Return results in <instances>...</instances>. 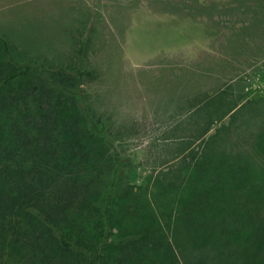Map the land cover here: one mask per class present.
I'll return each mask as SVG.
<instances>
[{
  "label": "rangeland",
  "instance_id": "1",
  "mask_svg": "<svg viewBox=\"0 0 264 264\" xmlns=\"http://www.w3.org/2000/svg\"><path fill=\"white\" fill-rule=\"evenodd\" d=\"M0 35L17 61L53 62L29 56L32 40L58 46L51 52L70 72L69 42H84V66L97 78L81 89L120 153L110 225L125 244L108 245L98 264H140L169 248L182 254L183 235V244L198 237H185L182 226L193 218L199 230L209 186L232 207L233 224L264 223V0H0ZM19 70L4 62L0 45V100L19 98L2 114L3 134L19 114L36 111L37 96L68 98L57 135L80 162L74 173L97 184L64 231L98 245L110 153L84 131L70 73L31 69L7 81ZM69 256L79 264L76 251Z\"/></svg>",
  "mask_w": 264,
  "mask_h": 264
},
{
  "label": "trees",
  "instance_id": "2",
  "mask_svg": "<svg viewBox=\"0 0 264 264\" xmlns=\"http://www.w3.org/2000/svg\"><path fill=\"white\" fill-rule=\"evenodd\" d=\"M0 45L4 62L20 69L7 81L31 69L53 75L70 73L76 79L79 92L77 98L71 97L85 123L84 131L109 151L113 165L112 180L105 184L98 200L97 220L103 224L96 231L98 245L93 246L86 240H73L64 231L68 214L74 211L77 203L89 196L91 192L88 190L96 188L97 180H82L74 173L80 162L57 135L61 126L58 111L70 105L68 98L57 97L53 102V98L40 99L37 96L36 111L19 114L13 120L7 138L0 126V264H71L69 255L75 251L79 264H98L105 256L108 245L125 244V240L117 237L110 225L120 153L107 122L95 118L81 89L84 79L97 78L95 72L84 66V42H80L76 67L72 72L65 68L69 67L67 65L34 59L17 61L12 56L9 42L2 35ZM18 101L19 98L13 97L0 100V120L2 114L8 116L7 111ZM220 171L225 174L226 169L221 168ZM218 173L211 168V175L217 182ZM205 196L211 200L199 203V230L197 227L195 230L193 218L182 226L185 237L196 231V243L183 244V235V241L177 245L182 248V254H176L169 248L151 254L148 261H140V264H264V223L235 225L232 222V207L220 199L211 186ZM243 196L240 195L241 198ZM194 213L192 210L191 215ZM191 244L198 250L197 254H189Z\"/></svg>",
  "mask_w": 264,
  "mask_h": 264
},
{
  "label": "crops",
  "instance_id": "3",
  "mask_svg": "<svg viewBox=\"0 0 264 264\" xmlns=\"http://www.w3.org/2000/svg\"><path fill=\"white\" fill-rule=\"evenodd\" d=\"M31 40V39H30ZM59 41L61 43L67 42V38L64 36H61V38L59 39ZM59 41L57 43H59ZM31 44L28 48L27 51L29 52V56L30 57H35L38 59H44V60H50L52 59L53 62H49V63H54V64H65L60 62L61 58H63V55L60 54H53L51 51H58L59 47L54 45L51 47H47L46 44H41V46L43 45L45 48H39L37 45V42L35 41H31ZM79 48V45L77 43H74L73 40H71V42H69L68 48L66 50V52L68 53V56L72 59V60H76L77 59V50ZM62 50L64 49V47L61 48ZM48 54H52L48 55ZM59 61V62H56ZM46 62V61H45Z\"/></svg>",
  "mask_w": 264,
  "mask_h": 264
},
{
  "label": "built area",
  "instance_id": "4",
  "mask_svg": "<svg viewBox=\"0 0 264 264\" xmlns=\"http://www.w3.org/2000/svg\"><path fill=\"white\" fill-rule=\"evenodd\" d=\"M264 75V74H263ZM264 77V76H263ZM258 81V80H257ZM246 90H249V88H246Z\"/></svg>",
  "mask_w": 264,
  "mask_h": 264
}]
</instances>
